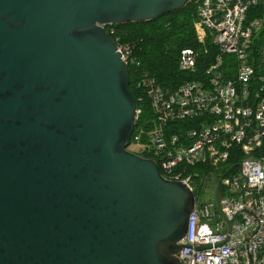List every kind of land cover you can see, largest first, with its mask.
Returning a JSON list of instances; mask_svg holds the SVG:
<instances>
[{"label": "water", "instance_id": "water-1", "mask_svg": "<svg viewBox=\"0 0 264 264\" xmlns=\"http://www.w3.org/2000/svg\"><path fill=\"white\" fill-rule=\"evenodd\" d=\"M191 1L0 0V264H181L196 196L130 151L138 104L103 25Z\"/></svg>", "mask_w": 264, "mask_h": 264}, {"label": "built area", "instance_id": "built-area-1", "mask_svg": "<svg viewBox=\"0 0 264 264\" xmlns=\"http://www.w3.org/2000/svg\"><path fill=\"white\" fill-rule=\"evenodd\" d=\"M199 1L198 23L212 31L217 50L213 60L199 71V52L183 48L180 68L194 77L173 89L140 75L136 89L147 96L150 114L141 107L145 98L137 97V124L150 116L146 151L164 178L192 191L196 177L188 170L209 155L216 164L239 156L221 175L218 189L194 191L196 203L181 241L192 246H183L181 264H264V46L259 54L254 49L264 16L253 14L264 9V0ZM103 27L123 60L134 64L133 47L121 42L113 24ZM136 130L131 141L141 143Z\"/></svg>", "mask_w": 264, "mask_h": 264}, {"label": "trees", "instance_id": "trees-1", "mask_svg": "<svg viewBox=\"0 0 264 264\" xmlns=\"http://www.w3.org/2000/svg\"><path fill=\"white\" fill-rule=\"evenodd\" d=\"M193 0L189 2L184 8L167 13L166 15L149 21L142 22H126L122 24H113L123 41H135L129 43L134 50L136 62L130 64L131 90L134 96L138 97V90L136 89V82L140 75L149 71L150 75L155 76L158 82L165 87L161 80L176 79L179 75V57L181 49L185 47H192L194 49L200 46L196 31L194 29L193 21L197 17L198 5ZM256 12V13H255ZM264 9H257L253 14L262 16ZM252 14V15H253ZM199 16V15H198ZM167 19V21H165ZM264 38V30L262 31ZM261 33V34H262ZM261 34L259 36H261ZM260 37L258 39V43ZM258 43L254 46L256 50ZM196 47V48H195ZM213 55L209 63L213 60L216 54V47L211 48ZM209 63H203L202 57L199 59V71L204 70ZM182 73V72H181ZM185 74H183V77ZM194 75H187V78H192ZM177 87V86H176ZM175 87V88H176ZM148 104H145L144 111ZM238 155L232 156L233 165H237ZM235 159V160H233ZM241 159V156H240Z\"/></svg>", "mask_w": 264, "mask_h": 264}, {"label": "rangeland", "instance_id": "rangeland-1", "mask_svg": "<svg viewBox=\"0 0 264 264\" xmlns=\"http://www.w3.org/2000/svg\"><path fill=\"white\" fill-rule=\"evenodd\" d=\"M193 1V0H192ZM196 3L198 5V9H197V17L195 18V20L193 21L194 23V29L196 31V37L197 40L200 44V46L198 48H196V51L199 52L200 57H202L203 59V63L207 64L209 63V61L212 58L213 52L211 51L212 47L214 46L213 43V34L212 31L207 28V27H200L199 25V12H200V1L199 0H195ZM264 16V13H263ZM167 21V19L165 20ZM168 22V21H167ZM120 37V36H119ZM260 37V41L258 43V54L260 53L259 49L261 47L264 46V38L263 37V33L261 34ZM120 40L122 43L129 44L135 41H130L125 39L126 41L122 40V37H120ZM187 48V47H185ZM190 48V47H189ZM182 50V49H181ZM179 75L176 77V79H168V80H161L159 77L158 79L165 84V87L167 89H173L176 86L178 87L183 81L184 79L187 78V75L189 76V72L187 71H183L180 68V61H179ZM182 72V73H181ZM183 74H185V76L183 77ZM142 75H150L149 71L144 72ZM191 75V74H190ZM152 76V75H151ZM155 77V76H154ZM156 79V78H155ZM144 97L145 101L144 103H141V107L142 109L145 108V104H147V96L145 95V93L138 91V97ZM146 112H148L150 114V112L147 110ZM145 114V113H144ZM147 114V115H149ZM150 116H146L143 117L141 116L140 119H138V126L137 128V134L141 135V143H137V141H131L130 145H129V149L130 151L143 156V157H147V158H152V154H149L146 149H145V144H146V133L151 129V123H150ZM140 144V146L138 145ZM214 155H209L208 156V160L205 162H201L200 164H198L196 167H193L191 170H188V172H192L194 173V177H196L193 182H192V186L194 188L193 191H195L196 193H200V191L205 190V192H212L213 189L217 186V183L219 182L221 175H223L225 172H227V168L231 165H233L235 163V161L229 160L226 163H220V164H216V162H214ZM235 160V159H233ZM239 163V162H238Z\"/></svg>", "mask_w": 264, "mask_h": 264}]
</instances>
